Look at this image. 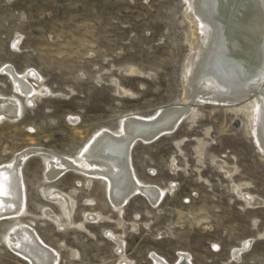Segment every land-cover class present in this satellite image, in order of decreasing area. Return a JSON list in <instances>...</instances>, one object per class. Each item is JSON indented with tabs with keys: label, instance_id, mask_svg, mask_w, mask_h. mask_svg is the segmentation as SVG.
Instances as JSON below:
<instances>
[{
	"label": "rangeland",
	"instance_id": "374dc122",
	"mask_svg": "<svg viewBox=\"0 0 264 264\" xmlns=\"http://www.w3.org/2000/svg\"><path fill=\"white\" fill-rule=\"evenodd\" d=\"M186 15L184 0H0V94H14L5 67L33 71L51 92L33 107L14 94L23 116L0 124V164L29 148L74 156L100 128L116 130L121 117L181 103L192 41ZM198 104H190L193 121L186 118L173 134L131 149L139 181L175 187L156 207L134 195L119 216L103 181L69 172L49 184L42 159L30 157L21 169L27 216L20 221L57 252L58 264H119L121 257L152 264L151 254L174 264L178 253L192 264H264V206L247 209L232 189L241 185L264 201V157L244 112ZM218 161L235 170L230 179ZM50 186L70 194L71 222L83 223L84 231L61 230L43 216L49 210L64 221L60 208L40 194ZM84 213L105 220L86 222ZM10 225L0 222V264H29L3 244ZM109 233L121 238L123 256ZM246 240L250 248L235 261L230 253Z\"/></svg>",
	"mask_w": 264,
	"mask_h": 264
},
{
	"label": "bare ground",
	"instance_id": "6f19581e",
	"mask_svg": "<svg viewBox=\"0 0 264 264\" xmlns=\"http://www.w3.org/2000/svg\"><path fill=\"white\" fill-rule=\"evenodd\" d=\"M184 2L187 7L186 18L192 29V41L191 55L186 61L182 77L184 94L181 103L158 108L149 116L129 114L121 117L116 130L100 128L74 156L49 152L43 148H29L0 164V222L11 223L2 235V241L29 264H58L59 260L57 252L47 247L29 226L20 221L27 216L21 169L30 157L42 159L43 180L49 184L69 172L103 181L113 212L117 211L119 216L123 206L134 195L145 197L151 206L156 207L164 199L167 190H174L173 185L162 189L139 181L131 167L130 152L137 142L153 143L161 138L160 135L173 134L184 119L193 121L197 116L196 106H191L194 102L218 104L231 111L244 112L253 143L264 157V0ZM20 38H16L12 44L13 49H17ZM1 72L10 80L13 93L21 95L27 106L51 96L47 88L41 87V79L33 71L19 74L13 68L5 67ZM28 78L38 87L35 88L36 85L34 87ZM14 94H0V124H16L23 116V103ZM119 94L123 92L119 91ZM73 121L76 119L70 120ZM216 164L228 179L235 173L223 161ZM174 169L172 171L175 172ZM242 187L236 185L232 189L247 209L264 206L262 199L243 193ZM40 194L60 208L64 221L60 225L61 217L49 210L43 211L44 217L61 230L64 225L85 230L83 223L76 225L71 222L75 202L70 194L53 186L42 190ZM83 219L97 224L104 218L97 213H84ZM107 237L115 242L117 254L123 256L121 238L110 233ZM251 243V240H246L239 248L233 249L230 253L232 258L238 261ZM121 258L119 264H132ZM149 258L152 264H168L155 254ZM190 258L187 254L178 253L174 264H192Z\"/></svg>",
	"mask_w": 264,
	"mask_h": 264
},
{
	"label": "water",
	"instance_id": "95a60500",
	"mask_svg": "<svg viewBox=\"0 0 264 264\" xmlns=\"http://www.w3.org/2000/svg\"><path fill=\"white\" fill-rule=\"evenodd\" d=\"M159 118V117H158ZM159 137H163V135H160Z\"/></svg>",
	"mask_w": 264,
	"mask_h": 264
}]
</instances>
